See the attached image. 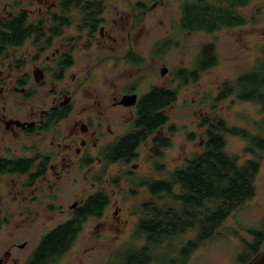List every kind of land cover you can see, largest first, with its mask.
I'll list each match as a JSON object with an SVG mask.
<instances>
[{"label": "flooded vegetation", "instance_id": "af4514ba", "mask_svg": "<svg viewBox=\"0 0 264 264\" xmlns=\"http://www.w3.org/2000/svg\"><path fill=\"white\" fill-rule=\"evenodd\" d=\"M165 2L0 0V213L6 223L9 219L3 214L18 213L14 222L18 225L33 221L28 214L47 210L70 213L54 229L74 219L94 195L107 199L104 211L109 194L104 186H97L103 178L95 173L96 166L129 163L139 157L143 145H150L154 158L163 157L174 126L166 131L168 120L153 130H143L139 106L153 87L174 88L153 83L140 91L138 83H133L118 94L100 91L91 81L103 80L106 69L122 58L138 67L146 63L139 51L141 21ZM188 2L183 3L180 17L184 31L181 24ZM171 42L168 37L157 40L149 47V54L168 52ZM199 53L193 68L173 70L182 84L200 79ZM187 70L192 76L185 73ZM114 76L119 79L117 72ZM126 95H136V102L122 103ZM168 107L164 109L167 115ZM10 163L12 167L4 168ZM82 183H90L92 190ZM140 185L153 196L146 185ZM103 211L100 215H78L83 222L68 251L84 222L98 218ZM36 247L22 264L32 258ZM21 248H26L21 242L3 243L0 264H21Z\"/></svg>", "mask_w": 264, "mask_h": 264}, {"label": "rangeland", "instance_id": "374dc122", "mask_svg": "<svg viewBox=\"0 0 264 264\" xmlns=\"http://www.w3.org/2000/svg\"><path fill=\"white\" fill-rule=\"evenodd\" d=\"M188 1L192 0H166L149 13L150 16L143 17L138 42L142 43L139 44V51L147 58L145 64L141 67L130 65L122 58L115 66L106 69L103 80L91 81L93 87H98L100 91H115L118 94L126 92L133 83H138L140 91L153 83L177 89L178 99L167 108L169 122L165 127L170 132V126H174L173 133H169L172 145L164 150L162 158H154L150 145H143L139 157L129 163L96 166L95 173H101L103 178L97 186H104L109 194V204L101 216L90 217L84 222L74 246L52 264H109L113 254L124 244L142 246L144 238L134 236L135 225L141 216V204L149 200L162 203L168 199L151 196L140 182L143 178H167L173 169L185 165L196 152L203 151L208 126L201 123L205 117H218L229 126L260 134L256 121L264 117V111L258 104L239 100L235 94L222 100L216 97L224 90L225 83L233 84L240 74L264 62V0H251L246 6L238 8L254 21L214 33L181 29L182 5ZM163 37L172 39L169 51L160 52L157 56L149 54V47ZM208 42L216 44L217 64L203 71L198 81L182 84L174 77L173 70L178 67L193 68L201 46ZM165 66L168 70L162 76L161 70ZM115 72L119 75L117 80ZM225 138L226 151L237 155L240 164L262 157L255 182L256 195L233 211L218 233L190 255L187 264H242L241 253L246 248L245 243L253 239L249 229L258 227L264 219V153L254 146L246 151L251 144L238 135L227 133ZM82 184L91 189L90 183ZM175 190L178 192L180 187ZM69 214L49 210L43 214H28L33 221L26 217L29 224L21 221L18 225L14 223L18 213L3 214L8 216L9 222L0 231V248L6 242H21L26 247L21 248L22 264L41 237L54 225L69 218ZM0 216L5 217L2 213ZM193 236V232L182 235L175 242L178 244L176 250H171L169 241L165 242L156 247L155 253L167 254L166 259H169Z\"/></svg>", "mask_w": 264, "mask_h": 264}, {"label": "trees", "instance_id": "16d2710c", "mask_svg": "<svg viewBox=\"0 0 264 264\" xmlns=\"http://www.w3.org/2000/svg\"><path fill=\"white\" fill-rule=\"evenodd\" d=\"M251 0H192L184 6L182 28L188 31L214 33L223 28H234L254 21L239 11ZM218 62L215 42L205 43L200 49L197 72L206 71ZM192 76L190 71H186ZM185 76V81L188 78ZM197 76V74H196ZM235 94L239 100L258 104L264 111V62L240 74L233 84L225 83L217 100ZM177 100L176 89L153 87L145 94L139 106V126L153 130L169 120L164 109ZM207 125L204 149L196 152L183 166L176 167L165 179L143 178L153 196L167 198L162 203L146 201L141 204V216L135 225L134 236L144 238L142 246L124 244L113 254L109 264H187L190 255L212 239L233 211L256 195V177L261 167V156L240 164L237 155L226 151L225 134L238 135L264 153V117L256 121L260 134L246 128L229 126L224 119L205 117ZM171 146V140L167 143ZM158 154V153H156ZM12 167V163L4 168ZM1 167V165H0ZM180 190L176 192V187ZM106 198L94 195L78 215H100ZM59 224L49 231L37 245L27 264H52L72 246L83 220L79 216ZM7 220L0 217V231ZM194 236L179 247L176 255L156 254L157 246L175 243L182 235ZM252 240L245 243L241 253L242 264H247L264 251V219L258 227L250 228Z\"/></svg>", "mask_w": 264, "mask_h": 264}, {"label": "water", "instance_id": "95a60500", "mask_svg": "<svg viewBox=\"0 0 264 264\" xmlns=\"http://www.w3.org/2000/svg\"><path fill=\"white\" fill-rule=\"evenodd\" d=\"M167 68H163L161 73L162 75H165L167 72ZM137 96L136 95H126L124 96L123 100L121 101L124 104L131 105L136 102ZM247 264H264V251H262L260 254H258L255 258H253L250 262Z\"/></svg>", "mask_w": 264, "mask_h": 264}]
</instances>
